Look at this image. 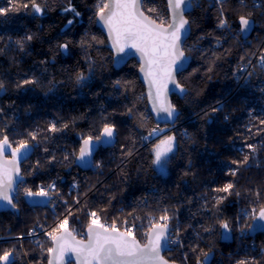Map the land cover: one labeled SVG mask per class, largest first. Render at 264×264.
Instances as JSON below:
<instances>
[{
  "label": "trees",
  "instance_id": "16d2710c",
  "mask_svg": "<svg viewBox=\"0 0 264 264\" xmlns=\"http://www.w3.org/2000/svg\"><path fill=\"white\" fill-rule=\"evenodd\" d=\"M35 2L41 13L34 11L31 0H0V8L17 9L0 15V81L6 89L0 92V129L13 149L22 140L30 144L20 167L23 181L15 191L17 207L0 209V238L22 235L41 219L69 209L72 214L66 217L74 235L84 232L90 211L122 229L133 226L137 235L147 228L149 217H160L167 209L173 217L170 227L179 221L181 240L178 249L165 252L169 262L194 264L208 252L207 264H264V234L247 233L264 207V69L250 65L246 88L235 90L233 79L234 71L248 64L256 50L264 54V0H221L219 5L215 0H192L185 15L190 22L185 44L191 47L183 49L189 66L177 76L183 93L170 96L176 108L170 124H157L150 115L135 59L113 65L106 40L94 24L104 0ZM218 6L232 30H239L240 16L254 22L248 43L217 28ZM70 7L80 15L65 11ZM149 8L156 11L146 15L168 23L165 0H144L143 9ZM17 41L23 42L22 48ZM64 44L68 47L62 53ZM78 74L86 79L78 83ZM25 79L37 83L17 88ZM221 105L222 111H212ZM52 124L61 130L50 131ZM105 124L114 127V145L98 148L92 165L100 167L95 172L83 171L76 160L80 142L100 135ZM165 126L175 127L163 139L174 137V143L166 174H161L153 165L161 140L148 143L145 136ZM29 133L36 134V140ZM245 155L247 164L232 163ZM52 181L55 191L46 206L26 204L25 189L35 193L39 185ZM230 182L235 185L231 194L216 191ZM72 187L77 189L75 201ZM221 197L226 199L217 204ZM221 221L229 225L230 241L221 240ZM242 231L245 235L239 236ZM24 248L31 264H46L47 252L30 244ZM4 250H14L15 264H25L17 241H1L0 253Z\"/></svg>",
  "mask_w": 264,
  "mask_h": 264
},
{
  "label": "snow or ice",
  "instance_id": "6c2138e0",
  "mask_svg": "<svg viewBox=\"0 0 264 264\" xmlns=\"http://www.w3.org/2000/svg\"><path fill=\"white\" fill-rule=\"evenodd\" d=\"M11 3V0H10ZM32 7L36 13H41L42 9L31 0ZM25 8L28 4L23 5ZM168 7L171 10V22L165 26V21L160 18V23L156 19L145 15V11L155 12L154 8L143 9V0H107L98 7L97 15L103 21L108 29L109 36L112 41V47L117 53H125L126 49H134L141 56L143 61L141 71L144 72L145 78L150 85V89H155V92H149V98L153 100V108L158 113H166L167 118L176 117V108L167 101L168 84H175L183 93L184 89L176 82L175 73L183 68L182 60L184 51L181 48L182 38L188 34L190 27L189 20L184 16L187 8L191 7L190 0H168ZM17 9L0 8V15H6L8 12ZM79 16L80 13L74 7L65 9ZM240 31L247 33L250 31L254 22L248 17L240 16ZM71 25L72 21L69 20ZM218 27L227 28V20L221 19ZM27 40H31L32 36H27ZM17 44L22 48L23 42L17 41ZM62 49H67V44L60 46ZM260 66L264 69V55L259 57ZM86 78L82 74L77 75V82L80 83ZM37 83L35 80L25 79L16 85L17 88L24 85H32ZM119 83V82H118ZM5 85L0 81V92L5 91ZM223 110V106L214 107L213 112ZM2 111V109H0ZM131 112V110H129ZM227 119V116H225ZM264 124V120L260 122ZM64 128L68 125L64 124ZM50 131H60L55 124L50 126ZM157 129H153L149 135H155ZM115 135L114 127L105 124L100 135L96 137L89 136L83 141L79 150V155L76 157L78 161H88L93 155L94 148L101 143H110ZM32 140H36V134L29 133ZM174 137H167L161 140L160 144L156 145L154 152L153 165H155L161 174H166L167 164L169 162V154L173 152ZM30 144L27 140H22L16 148H12L8 135L3 134V129H0V202H6L7 206L16 208L12 192L17 189L14 187L17 179L20 177V169L18 161L22 156L27 154ZM247 147L255 152V146L248 144ZM11 149V160L4 159L5 153ZM47 151V149H45ZM131 155V152L128 153ZM67 159V157H65ZM55 159V157H53ZM249 156L245 155L242 161H233V164H247ZM39 165V161L37 162ZM96 167H100L99 164ZM237 169L232 170L231 175L235 176ZM54 185H49V188ZM235 185L227 183L222 188L216 189L217 192L231 194ZM25 196H44L48 192L43 188L39 192H32L30 189H25ZM239 195V193H236ZM259 195V193H257ZM226 197H221L217 200V204L221 203ZM79 203V200L76 201ZM168 210H164V215L159 217L157 223L150 224L149 231L146 233L147 243L141 246L137 241L131 228H126L121 232L113 223L111 226L101 222V217L96 211L88 212L90 223L87 226L85 233L87 242L76 239L74 230L70 229L69 220L65 217L61 220L56 228L48 232L47 235L53 241L54 246L48 248V252L52 254L48 264H63L66 253H75L78 264H169L161 256L162 248L171 243L180 244L179 239L172 240L169 236L168 221L173 217L167 214ZM71 215V210L68 212ZM259 219L264 221V207L259 211ZM126 223V222H125ZM221 227L229 230V225L226 221H221ZM177 237H179V226L175 229ZM204 231H210L205 228ZM31 234V233H30ZM195 251V249H193ZM203 260H198L197 264H207L210 259L208 252H202ZM14 250H4L0 253V264H15ZM186 259V257H185ZM237 264H249L248 261L241 260Z\"/></svg>",
  "mask_w": 264,
  "mask_h": 264
},
{
  "label": "water",
  "instance_id": "95a60500",
  "mask_svg": "<svg viewBox=\"0 0 264 264\" xmlns=\"http://www.w3.org/2000/svg\"><path fill=\"white\" fill-rule=\"evenodd\" d=\"M106 2H107V0H104V3H106ZM165 2H166L167 12H168V23H170L171 22V10L168 7V0H165ZM190 2H192V0H190ZM189 10H190V8H187L185 10L184 16L186 15V13ZM94 24H95V27L98 28L101 31V33L103 34V36H104V38L106 40V47H107V49L111 53L112 62H113V65L114 66L121 67L124 64H126L130 59H135V61L137 62V64H138L137 77H138V80L142 83V85L144 87V94H145V98H146V105H147V108L149 110V113L152 116L154 122L157 123V124H170L171 123V119L167 118L166 113H163V112L158 113L153 108V100L149 98V92L152 91L154 93L155 92V89L154 88L153 89H150V85H149L148 81L145 78L144 72H142L140 70L141 69V65L143 63V61L141 60L140 54L138 52H136L134 49H126L125 53H117V51L112 47V41H111V38L109 36L108 29L105 27L103 21H101L99 19V17H98L97 14H96V16L94 18ZM238 25H239V29H240L241 26H240L239 20H238ZM165 26H166V24H165ZM186 27H190V26H186ZM253 28H254V26H253ZM253 28L250 31H248L246 34L245 33H241V38L242 39H247L251 35V33L253 32ZM189 35H190V31L188 32L187 35H185L182 38V42H181V48H182V50H183V45L186 42V40L188 39ZM60 49H61V52L62 53H65V51H66L65 49H62V48H60ZM182 63H183V68L175 73V79H176V82L177 83H178V81H177L178 74H180L183 71H185L188 68V66H189V59L186 57L185 52H184V58L182 60ZM177 91H180V89L177 88L175 84H172V83H169L168 84L167 101L170 104H172L171 103V100H170V96L173 93L177 92ZM115 135H116V133H115ZM115 135L112 138V140H111L110 143H101V144H99L98 146H96L94 148L93 155L89 158V160L91 161V163H89L88 161L81 162V161H78L76 159L77 162H78V164H79V166H80V168H81V170L88 171V170L91 169L92 164H93V157H94L95 153L97 152L98 148H100V147H102V148L112 147L114 145V142H115ZM84 140L85 139L81 140L80 145H79V150H80V148H81ZM79 150L77 152V156L79 155ZM4 159L11 160L12 157L11 156H9V157L4 156ZM18 165H19V169H20V165L21 164H20L19 161H18ZM20 177H21V175H20ZM22 181H23V178H22ZM19 183H21V179L18 178L17 179V183H16V185L14 187L16 188ZM12 194H13V192L11 193V195ZM25 202L30 207L40 208V207H43V206H46L47 205L48 199L46 197H44V196H32V197H27L26 196L25 197ZM259 211L260 210H258L256 212L255 216L250 221L249 227L247 229V233L251 237L254 236V235H257V234H264V221H262V220L259 219ZM86 231H87V227L84 230V238H78V237H76V239H78V240H84L85 242H87V237L85 235ZM121 232H123V231H121ZM230 239H231V233H230V231L229 230L228 231H225L224 229H222L221 230V240L227 242V241H230ZM137 241L141 244V246H143L144 244L147 243V239H146V241L144 243H141L139 240H137ZM53 246H54V244H53V241L51 240V246L50 247H53ZM165 252H166V245L161 250V256L164 259H165V257H164ZM51 258H52V254H50L48 252L46 264H48V261ZM70 263H72V264H78V261H77V258H76V254L75 253H71V252L70 253H66L65 258H64V261H63V264H70ZM169 264H178V263L169 262Z\"/></svg>",
  "mask_w": 264,
  "mask_h": 264
},
{
  "label": "built area",
  "instance_id": "2783aa9c",
  "mask_svg": "<svg viewBox=\"0 0 264 264\" xmlns=\"http://www.w3.org/2000/svg\"><path fill=\"white\" fill-rule=\"evenodd\" d=\"M220 1L221 0H215V2H216V4H218L219 5V3H220ZM253 5H254V7H257L258 5H259V2L258 1H254L253 2ZM218 10H219V14H220V17H221V19H225V16H224V14L222 13V10H221V8H220V6H218ZM217 28H219V27H217ZM226 31H227V33H228V35L229 36H231V37H234V38H236L237 39V37H238V40H239V36H240V38H241V32H240V29L239 30H232L231 28H229V27H227V28H224ZM242 39V38H241ZM239 42L241 43V44H244V43H248L249 42V39H244V40H239ZM216 46V45H215ZM191 47V45L190 44H185L184 43V45H183V49L184 48H190ZM261 55H264V54H259V52H258V50H256L255 52H254V54L252 55V56H250V61H249V63L248 64H243V65H241L236 71H234V74H233V79H234V82H235V90H237V89H241V88H246L247 86H248V79H249V68H250V65L251 64H259L260 65V60H259V57L261 56ZM175 129V127H173V126H166V127H163V128H161V130H158L157 132H156V134L155 135H147L146 136V141L149 143V142H151V141H153V140H155V139H157V138H159V137H162V136H164L167 132H169V131H172V130H174ZM152 132V131H151ZM186 134V132H182V135H185ZM95 170V168H93V171ZM49 185H54V187H52V188H49ZM41 188H43L44 189V191H46V192H48V195L47 196H49V195H51L52 193H53V191L55 190V183H54V181H52V182H50L49 184H47L45 187H41L40 186V188L38 189V192L41 190ZM71 191L72 192H75L76 191V187H72L71 188ZM46 196V197H47ZM56 217V218H55ZM52 218H53V223H52V225H51V227H48L47 228V230H49V231H52L51 229L52 228H56V225L61 221V220H63L64 218H65V216L64 215H52ZM46 219V218H45ZM149 221H147L148 222V225H147V228H144V229H140V230H138L137 231V235H135V229H134V227L133 226H127V227H123L124 229H122V227L120 228V226H119V224L117 223V222H111V221H107V220H102L101 222L102 223H104L105 225H108V226H111L113 223H115V225H116V227L119 229V230H122V231H125L126 230V228H131V230L133 231V233H134V235H135V237H136V239L137 240H139L140 242H142V243H144L145 241H146V233L148 232V230H149V227H150V224H155V223H157L158 221H159V217L158 218H154V217H152V218H149L148 219ZM44 223V224H43ZM42 224H38L39 226H38V230H39V232H35V234H33L32 235V233L30 234V236L28 237L29 239H37L40 235H42V231L40 232V229L42 228V226L44 227V228H46L45 226H46V222H43ZM168 224H169V229H170V231H169V236H170V238L172 239V240H177V239H179V241L181 242V240H180V237H177V234H176V231H175V229H176V227L177 226H179V221L178 220H176V222H175V224H173V226H171L170 227V222L168 221ZM245 231H242V232H240L239 233V236H243V235H245ZM78 238H83V236H82V234H78V236H77ZM47 238H50L49 236H47ZM39 244V243H38ZM181 245V243L180 244H177V243H171V244H167L166 245V252H172V251H175L176 249H178L179 248V246ZM250 245V247H252V248H254L255 246H254V244L253 243H250L249 244ZM70 264H72V263H70ZM184 264H191V263H189V262H187L186 260H184ZM194 264H197V263H194Z\"/></svg>",
  "mask_w": 264,
  "mask_h": 264
},
{
  "label": "rangeland",
  "instance_id": "374dc122",
  "mask_svg": "<svg viewBox=\"0 0 264 264\" xmlns=\"http://www.w3.org/2000/svg\"><path fill=\"white\" fill-rule=\"evenodd\" d=\"M250 37V36H249ZM248 37V38H249ZM240 40H244V39H240ZM218 45L217 43H215L214 45H213V47H216V46ZM161 128H163V127H161ZM161 128H159V129H157V130H161ZM147 136V135H146ZM146 136H145V140H146ZM160 138H163V136L162 137H159V138H157V139H155V141L156 140H160ZM28 151H29V149H28ZM28 151H27V154H28ZM26 154V155H27ZM25 155V156H26ZM25 156H22L21 158H23V157H25ZM98 164V163H97ZM21 167V166H20ZM92 168H93V165H92ZM95 168V170L93 171V172H95L96 171V169H97V167L95 166L94 167ZM20 175H21V173H20ZM22 177V176H21ZM23 178V177H22ZM50 183V182H49ZM48 183V184H49ZM20 184V183H19ZM18 184V185H19ZM17 185V186H18ZM47 184H43V185H39L38 186V188H37V191L36 192H38V189L40 188V186L42 187H45ZM55 191V190H54ZM53 191V192H54ZM35 192V193H36ZM72 192V191H71ZM76 194H77V189H76V191L75 192H72V195L74 196V201H75V199H76ZM12 196H13V198H14V203H17V201H18V192L16 193L15 191L13 192V194H12ZM49 196H51V195H49ZM49 196H47V197H49ZM46 197V198H47ZM2 205H0V209L1 208H3V207H6L7 205H6V202H0ZM68 212L69 211H67L66 212V214H63L65 217H66V215L68 214ZM56 218V217H55ZM149 218H152V217H149ZM148 218V219H149ZM154 218H158V217H154ZM102 221V220H101ZM108 221V220H107ZM147 221H149V220H147ZM43 222H46L47 224H46V228H44L43 226H42V228L40 229V232L42 231V235H40L37 239H29L28 237L30 236V233H32V235L33 234H35V232H39V230H38V224H42ZM111 222H116V221H111ZM52 223H53V218H52V215L48 218H43V219H41L40 221H38V223H36L32 228H30L26 233H24V234H22V235H19V236H15V237H4V238H0V242L1 241H4V242H6V241H11V240H15V241H17L18 242V244H19V250H20V252H21V254L23 255V258H24V261H25V264H31L30 262H29V259H28V257H27V255H26V252H25V248H24V246L26 245V244H30V246L31 247H34V248H37L39 251H40V253H46L47 252V254H48V248H50V246H51V239L50 238H47V233L48 232H50L49 230H47V228L48 227H51V225H52ZM44 224V223H43ZM147 225H148V222H147ZM53 229H55V228H52L51 230H53ZM80 234H82V236H83V238H84V232H79ZM79 233H77V235H76V237L78 236V234ZM39 243V244H38ZM142 243V242H141ZM184 264V263H183Z\"/></svg>",
  "mask_w": 264,
  "mask_h": 264
},
{
  "label": "flooded vegetation",
  "instance_id": "af4514ba",
  "mask_svg": "<svg viewBox=\"0 0 264 264\" xmlns=\"http://www.w3.org/2000/svg\"><path fill=\"white\" fill-rule=\"evenodd\" d=\"M163 139H164V137L163 138H160V140H163ZM5 156H7V157L11 156V149L5 153ZM25 157L19 159L20 164H22V162H23V160H24ZM0 205H2V204L0 203Z\"/></svg>",
  "mask_w": 264,
  "mask_h": 264
},
{
  "label": "bare ground",
  "instance_id": "6f19581e",
  "mask_svg": "<svg viewBox=\"0 0 264 264\" xmlns=\"http://www.w3.org/2000/svg\"><path fill=\"white\" fill-rule=\"evenodd\" d=\"M166 127V126H165ZM174 127V126H173ZM166 135V134H165ZM165 135L163 137H165Z\"/></svg>",
  "mask_w": 264,
  "mask_h": 264
}]
</instances>
